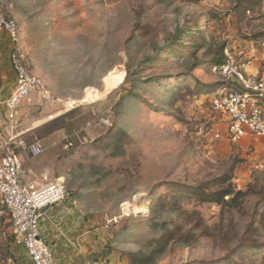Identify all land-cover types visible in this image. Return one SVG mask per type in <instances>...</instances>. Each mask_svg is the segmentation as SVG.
Here are the masks:
<instances>
[{"label":"rangeland","instance_id":"1","mask_svg":"<svg viewBox=\"0 0 264 264\" xmlns=\"http://www.w3.org/2000/svg\"><path fill=\"white\" fill-rule=\"evenodd\" d=\"M5 1L31 16L32 9H44L48 3L60 5V0ZM105 3L117 15L116 21L113 15L109 16L106 28L109 26L112 35L119 29L127 33L114 38L115 42L126 44L124 63L129 80L120 94L123 96L130 89L135 78L147 85V90L135 89L140 100L127 116L132 122L129 132L120 134L126 149L123 156H105L111 152L105 144L79 151L74 144L66 150L69 155L73 153L71 163L83 162L80 171L85 172H93L91 164H101L125 176L127 189L131 187L133 192L118 208L116 230L125 222L141 223L143 227L133 231L135 236H159L161 231L147 222L158 205L153 198L163 196L167 204L173 196L182 200L173 204L178 212L172 216L167 215L165 208L159 207L158 212H163L171 228H180L171 236L181 242L198 224L199 243L189 249L172 248L167 255H173V262L167 264H264V219L256 214L264 208L260 193L247 198L240 210H222L215 203L188 199L191 188L227 172L233 173L237 189L248 190L252 185L264 192V142L253 136L240 142L229 138L225 120L211 104L212 97L223 90L222 78L211 69L222 54L218 59L209 55V46L213 51L222 47V52L226 47L240 60L249 62L244 50L264 41L255 37L264 31V0H79L70 1L69 7L79 6L93 19L94 32H99L100 19L93 16L102 6L106 8ZM128 8L133 16L132 39L124 21ZM90 20L82 19L81 25L88 26ZM83 66L86 70L88 63ZM120 77L114 73L106 77L107 90L117 85ZM92 92L85 90L84 104L97 98L98 93ZM109 100L111 103L107 102L102 110L106 112L94 117L100 139H111L120 133L113 125L117 104L113 103V96ZM102 116H109L112 125L100 124L98 118ZM216 132H220V138ZM88 154L93 158H88L92 157ZM179 206L186 211H179ZM137 209L146 217L137 216ZM10 239L11 234L0 228V264H10Z\"/></svg>","mask_w":264,"mask_h":264},{"label":"crops","instance_id":"2","mask_svg":"<svg viewBox=\"0 0 264 264\" xmlns=\"http://www.w3.org/2000/svg\"><path fill=\"white\" fill-rule=\"evenodd\" d=\"M70 1L79 0H60V5L48 3L44 9H32L31 16L24 9L0 0V6L8 17L18 22L17 17L23 20L19 22L21 46L33 63V72L43 77L58 96L82 101L86 89L93 91V95L94 91L98 93V96L95 95L97 98L90 100L89 104L85 103L69 111L60 106H32L24 102L17 111L16 128L9 124L3 127L6 136L16 135L28 142H39L44 148L39 156H34L30 151L20 153L24 183L41 185L60 179L70 191L66 200L43 210L40 218L41 237L48 243L59 264H100L104 261L112 264H149L146 259L150 256H153L151 264H167L172 254L154 257L156 236H129L124 230H116L118 208L126 199L131 198L133 192L131 187L127 189L125 176L101 164H91L93 172L80 171L84 167L83 162L71 163L73 153L69 155L64 148L68 140L76 144L77 151L87 146L94 148L96 144H105L106 147L109 139H100L99 126L94 124V117L99 112H106L102 110L106 108L107 102L111 103V96L113 103L117 104L116 108L118 105L120 108V114L113 121L116 122L115 128L124 131L126 135L132 124L127 116L137 104L128 95L129 90L123 96L120 94V89L128 80L124 63L126 44L115 42L114 38L127 33L125 29L123 32L119 29L112 35L109 26L106 28L105 21L109 16L113 15L116 21L117 15L112 14L111 5L105 3L106 8L102 6V10L93 16L100 19L101 25L99 32H94L93 19L83 13L79 6L69 7ZM72 8L74 10L71 11ZM87 17L91 19L90 24L83 27L81 20ZM132 19V10L128 8L124 21L128 22L125 25L129 28L130 38ZM12 47L7 34L0 33V114L5 110L3 102L16 87V73L10 57ZM244 51V57L250 58V73L264 77V41ZM84 62L88 63L87 71ZM112 73L121 77L117 85L107 90L105 79ZM121 142L119 135L117 143L125 149L124 142ZM106 153L105 156L112 157L125 154ZM1 156L0 152V162ZM0 228L11 234L8 262L33 264L25 248L15 244L8 217H0Z\"/></svg>","mask_w":264,"mask_h":264},{"label":"built area","instance_id":"3","mask_svg":"<svg viewBox=\"0 0 264 264\" xmlns=\"http://www.w3.org/2000/svg\"><path fill=\"white\" fill-rule=\"evenodd\" d=\"M0 33H6L13 44L10 57L16 73V87L3 102L5 110L0 114V217L10 219L15 244L25 248L33 264H59L41 237L40 218L45 208L66 200L70 191L60 179L41 185L24 183L20 153L30 151L39 156L44 148L39 142H28L16 135L6 136L3 127L9 124L16 128L17 111L24 102L32 106H60L66 111L84 103L58 96L43 77L33 72V63L21 46L20 24L8 17L1 6ZM224 54L226 61L212 65L211 69L222 80L237 81L240 87L223 88L212 97V107L225 120L232 141L240 142L253 136L264 142V77L250 73L249 62L240 60L228 48L224 49ZM98 121L112 125L109 116L99 117ZM215 136L220 138V132ZM73 146L74 142L68 140L64 148L69 150ZM100 264L112 263L104 261Z\"/></svg>","mask_w":264,"mask_h":264},{"label":"trees","instance_id":"4","mask_svg":"<svg viewBox=\"0 0 264 264\" xmlns=\"http://www.w3.org/2000/svg\"><path fill=\"white\" fill-rule=\"evenodd\" d=\"M191 35H195V34H191ZM255 37L258 40L264 39V31L259 32L258 34L255 35ZM209 48H211V50H209V55L212 56L214 59H218L219 55L222 54V59H220V61H215L214 64H222L226 61V57L224 54V49L226 47H224L223 52H222V47L219 48V51H213L212 46H209ZM186 61L189 62L190 60H186ZM220 83L222 85V88H239L240 87V84L237 81H233V80H225V81L223 80ZM137 88L147 90V85H144L139 79H136V78L131 80V87L129 89L128 95L132 97L133 101L135 102L134 104H136L137 101L140 100V96L136 93V90H135ZM119 114H120V108L118 105L116 116H118ZM113 125L115 126L116 122ZM114 129H118L120 133L117 134L116 136H113V138L109 139L106 142V148L111 150L112 155H123L126 150L123 149L122 146L118 145L117 137L120 134H125V133L119 128H114ZM233 178H234L233 173L227 172L221 176H218L207 182H204L197 187H193L191 189L190 187H188V189L191 190V192L188 193V199L194 198L195 201H197V203H204V202L215 203L221 206L222 210L226 209L227 207L229 209H236V210L243 209L247 201V198H249L250 196L254 194H259V193L261 194V201L264 202V192H261L257 187L252 186V185L249 186L250 189L248 188V190L237 189L235 183L233 182ZM154 200L158 201L157 202L158 205L154 211L153 210L151 211V216L154 213L153 218H148L147 222H149V224L155 228L154 230L161 231L162 233L161 235L156 236V240H155L156 245L154 246V252H153L154 257L160 258L162 255H167V253L170 250H172L174 246L179 247L181 249L185 247H191L194 244L199 243L198 238L200 237V235H197V232L199 230L198 224H195L194 226L190 228L188 232V238H186L185 241L181 242L179 240L172 239V237L174 236L173 235L171 236L172 232L174 233V230L180 229V228H176V227L171 228V226L168 224L169 221L164 220L163 212L162 213L158 212L159 207L165 208V210L167 211V215L172 216L174 213L178 212L177 208H175L173 204L181 203L182 201L181 199H179L177 196H173L172 201L169 204H167L163 196L159 198L155 197L153 198V201ZM150 208H154V207L150 206ZM181 210H183V208L179 206V211ZM183 211H186V210H183ZM256 214L260 216L261 219H264V208L261 211L258 210ZM137 216L146 217V215H144L142 212H140ZM142 227L143 225L141 223L131 224L130 222H125L121 230H124L125 232H127L126 234L128 235L130 234L132 236H135L133 231H136ZM201 236H204V235L201 234ZM207 236H210V234H208ZM152 260H153V256H150L146 259V262L149 261L150 262L149 264H151Z\"/></svg>","mask_w":264,"mask_h":264},{"label":"bare ground","instance_id":"5","mask_svg":"<svg viewBox=\"0 0 264 264\" xmlns=\"http://www.w3.org/2000/svg\"><path fill=\"white\" fill-rule=\"evenodd\" d=\"M129 210V209H128ZM135 210V209H134ZM141 209H137V212H140Z\"/></svg>","mask_w":264,"mask_h":264}]
</instances>
